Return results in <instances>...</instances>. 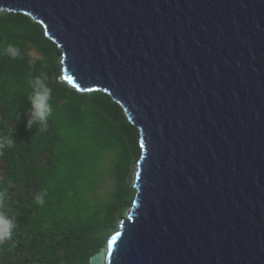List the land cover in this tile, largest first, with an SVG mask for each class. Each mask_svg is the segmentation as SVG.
<instances>
[{
  "label": "water",
  "instance_id": "1",
  "mask_svg": "<svg viewBox=\"0 0 264 264\" xmlns=\"http://www.w3.org/2000/svg\"><path fill=\"white\" fill-rule=\"evenodd\" d=\"M2 10L40 24L61 80L107 94L138 130L134 199L88 264H264V0Z\"/></svg>",
  "mask_w": 264,
  "mask_h": 264
},
{
  "label": "trees",
  "instance_id": "2",
  "mask_svg": "<svg viewBox=\"0 0 264 264\" xmlns=\"http://www.w3.org/2000/svg\"><path fill=\"white\" fill-rule=\"evenodd\" d=\"M9 44L18 58L4 53ZM60 58L40 24L22 13L0 14V136L13 131L15 139L0 155V191L7 194L0 210L17 224L13 239L0 245V264H88L134 199L137 128L107 94L62 81ZM37 76L52 89L53 112L47 127L27 129ZM41 192L42 207L34 200Z\"/></svg>",
  "mask_w": 264,
  "mask_h": 264
},
{
  "label": "clouds",
  "instance_id": "3",
  "mask_svg": "<svg viewBox=\"0 0 264 264\" xmlns=\"http://www.w3.org/2000/svg\"><path fill=\"white\" fill-rule=\"evenodd\" d=\"M4 53L11 59H16L19 56V49L9 44L5 47ZM32 93L28 97L30 109L27 113L26 128L31 129L33 125L41 128L47 127L49 117L52 115L53 109L51 106L52 89L47 83V78L37 76L31 83ZM15 144L14 132L10 131L7 135L0 136V155L4 149H11ZM9 187H13L11 181L8 182ZM47 193H38L34 200L36 205L43 206ZM7 199L6 191H0V208L5 204ZM17 228L15 218L7 212L0 210V245L9 242L13 239V234Z\"/></svg>",
  "mask_w": 264,
  "mask_h": 264
},
{
  "label": "rangeland",
  "instance_id": "4",
  "mask_svg": "<svg viewBox=\"0 0 264 264\" xmlns=\"http://www.w3.org/2000/svg\"><path fill=\"white\" fill-rule=\"evenodd\" d=\"M3 12H5V10L0 11V14L3 13ZM31 56H32L33 59H36V58H39V57H40V55L37 54L35 51H32V52H31ZM136 167H137V166H136V162H134V163H133L132 170H131L130 173H129V177H130L131 180H133V176H134V173H135V171H136ZM132 184H133V182H132ZM127 212H128V211H127ZM127 212H126V213H127Z\"/></svg>",
  "mask_w": 264,
  "mask_h": 264
},
{
  "label": "snow or ice",
  "instance_id": "5",
  "mask_svg": "<svg viewBox=\"0 0 264 264\" xmlns=\"http://www.w3.org/2000/svg\"><path fill=\"white\" fill-rule=\"evenodd\" d=\"M69 82L71 83V80H69ZM115 237H113V242L115 241ZM109 247H111V244L109 245Z\"/></svg>",
  "mask_w": 264,
  "mask_h": 264
}]
</instances>
